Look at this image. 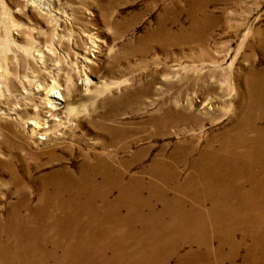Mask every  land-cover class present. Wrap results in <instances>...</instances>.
I'll return each instance as SVG.
<instances>
[{
    "label": "rangeland",
    "instance_id": "obj_1",
    "mask_svg": "<svg viewBox=\"0 0 264 264\" xmlns=\"http://www.w3.org/2000/svg\"><path fill=\"white\" fill-rule=\"evenodd\" d=\"M201 5L204 7L197 9ZM247 75L251 77L248 83ZM52 86L64 98L58 100L56 109L52 107ZM262 88L264 0H0L2 240L16 231L6 225L12 220L13 209L26 218L19 232L29 231L26 237L31 239L45 234L42 228L53 224L57 215H38L32 209L39 208L45 192L52 194L49 201L54 207L61 204L65 197L53 194L56 171L66 170L78 176L82 169L94 167L80 166L85 154L96 158L107 151L115 157L114 169L128 170L126 179L145 175L148 180L156 178L143 171L155 159L163 157L173 162V153L180 146H194L188 164L173 166L181 172L173 186L182 184L195 171L192 164L210 141L231 144L223 132L239 121L247 108H251L249 114L259 115L255 121L259 128L264 127V108L255 102L247 105L243 95L248 90L254 99L255 92ZM171 108L179 110L181 118L166 125L167 110ZM35 120L46 127L33 135L30 129ZM115 133L123 135L113 137ZM250 135H256V140L264 144V137L254 132ZM125 144L129 146L123 148ZM247 149L254 153L258 148L248 145ZM51 150L57 159L50 156ZM37 152H41L39 156ZM255 165L243 167L264 175V162ZM230 169L225 173L236 174ZM241 174L248 177L246 172ZM93 176L97 182L102 181L100 174ZM244 176L232 177L234 180L229 177L216 187L226 192L251 188ZM241 181L247 183L246 187L241 186ZM119 189L122 191L123 186ZM172 192L187 203L182 216L131 211L130 203L135 201L139 206L142 201L128 198L124 200L127 208L117 217H107L102 208L95 220L86 221L88 216L82 214L79 219L71 216L67 221L99 227L111 226L110 219L113 223L123 220L118 230L131 229L133 237L121 233L113 242L123 245L133 241L129 245L133 257L130 264H137L138 254L133 255V251L145 253L153 249L136 245L142 230L151 236L154 228L168 233L176 229L180 233L197 231L202 235L214 229L211 221L205 224L211 220L207 213H189L196 207L189 193ZM118 193V189L114 191L113 201ZM263 195L255 194L250 201L242 197L237 203L229 194L212 200L219 221L232 219L215 228L224 233L233 226L236 238L242 239L244 227L238 217L242 218L244 208L247 218L254 216L260 222L252 226L250 233L264 239V211L248 209L252 200L264 201ZM162 207L161 204L158 209ZM219 208H225L228 214L219 213ZM57 240L48 244L49 250L58 246ZM116 249L109 247V255ZM188 249L187 245L185 250ZM239 253L237 263L249 255L246 247ZM180 260L176 256L169 263L179 264ZM84 262L118 261L88 258Z\"/></svg>",
    "mask_w": 264,
    "mask_h": 264
},
{
    "label": "bare ground",
    "instance_id": "obj_2",
    "mask_svg": "<svg viewBox=\"0 0 264 264\" xmlns=\"http://www.w3.org/2000/svg\"><path fill=\"white\" fill-rule=\"evenodd\" d=\"M195 5L193 4V8H195ZM203 7L201 5L197 9ZM200 37L203 39V35ZM41 57L43 56L41 55ZM246 77V83H248L251 77H248V75ZM51 90H53L50 93L53 96L52 107L56 109L59 104L58 100L64 98L55 86H52ZM255 93L257 95L254 99L253 97H249L248 90L243 93L245 101L249 102L247 105L252 106V103L255 102L256 104L258 103L259 107L264 108V88ZM249 110L251 111L250 107L243 113L239 121H236L232 127L223 132V137H228L232 145H225L226 143H220V141L217 144L215 140L210 141L201 152L200 157L192 164L195 166V171L187 176L184 182L178 186L173 185L181 178V172L179 169L173 168V166L188 164L189 157L195 151L194 146H180L173 153V162L163 157L155 159L150 168L145 169L143 173H148L156 179L151 178L146 180L145 175L129 176L130 178L126 179L128 170L120 171L116 170V168L114 169L112 166H116L113 162V158L115 157L107 151L101 152L96 158H90L88 154H85V159L80 166L94 167L82 169L78 176L66 170L56 171V187L54 188V192H52L55 197L60 196L63 199L65 197L64 200L67 202H63L64 200L61 202L60 200L61 204L54 207L49 201L52 194L48 192L43 194L42 204L39 208H33L32 211L37 212L38 215L52 212V215L57 216L53 224L42 228L41 231L45 234L40 237L36 235V239L26 237L29 231L19 232L18 229L25 226L23 222L26 218L16 209L10 210L12 220L6 225L12 228V232L16 231L10 233V237L7 240H2V232L0 231V264H63V262L65 264H91L90 262H84L88 258L96 259L97 261L98 259L105 258L108 261H118L116 264H130V259L133 257L131 251H129V245L133 241L123 243V245L113 242V238L121 233H127L129 236L132 234L131 229H127V231L118 230L123 225V220L116 219L113 223L112 219H110L109 223L111 222V226L96 227L89 222L82 223V221H79L72 223L67 221V218L75 216L79 219L83 214L88 216V220L86 221L95 220V216L99 214L102 208L107 217H117L124 207L127 208V203L124 200L128 198L142 201L139 206L136 205L137 202L135 201L129 205L127 204L128 209L131 211L150 210L154 216H165L171 213L182 216L183 213L181 211L187 210V203L185 200L177 198L178 195L175 193L173 194L172 191L175 190L190 194L196 201V207L194 206V210L189 211V213H195V215L207 213L206 217L208 216L211 220L205 222V224L208 226L210 221L214 223L212 224V227H214L213 231L205 232V235H202L197 231L180 233L176 229L172 233H168L162 228H154L150 236L149 233H146L147 231L143 232L142 230L141 240L136 245L153 246V249L145 250V253L139 250H132L133 255L138 254L137 258H139V262L137 264H170L169 262L173 257L176 258V256L181 258L179 264H264V239L261 238V235L250 233L252 226H258L260 223L257 217L253 216V218L249 219L247 218L248 214H244L246 209L243 208L241 210V212H244L242 218L238 217V220L244 227V234L241 237L242 239L238 240L233 226L228 228L231 230L225 229L226 232L223 231L224 233L215 228L224 225L228 221L232 222V219L224 218L219 221L216 217L217 212L215 211V207L210 203L215 198L223 196V194H229L234 197L235 200L232 198L234 203H237L239 198L241 199L242 197L250 201L249 198L253 195L264 194V175L258 176L254 168L243 167L256 166L255 164L261 161L264 162V144L256 140V135V137L250 135V132H254L260 135L262 139L264 137V127L260 126L259 128L255 122L256 119H260L258 118L259 115L249 114ZM167 113L166 125L181 118L179 110L173 111L171 108L167 110ZM31 124H34V127L30 129L33 135L38 130L45 129L46 127L41 125L40 120H35ZM121 135L115 133L113 137ZM39 138L44 139L45 137L39 136ZM257 143L259 146L255 145ZM248 145L255 146L258 149L254 153H250L247 149ZM128 146L129 144H125L123 148ZM40 153L38 154L37 152L36 155L39 156ZM50 156L57 159L54 150L50 151ZM228 166L236 174L229 176V173H225L229 169ZM130 167L127 166V168ZM237 172H246L248 174V177L243 176L245 177L244 180L248 183L250 181L251 188L245 190L239 189L240 192H237L236 189L234 192H230L232 190L226 192L216 187L220 182L227 181L229 177L232 180L243 178L242 174H237ZM93 174H100L102 181L97 182ZM16 181L18 182L19 179ZM240 184L246 187L247 183L241 181ZM119 186H123L122 191L119 189ZM117 189L119 192L118 198L115 199L116 201H113L111 198ZM96 201L100 203L96 204ZM258 201L252 200L250 203L252 206L248 209L254 211L258 208L264 211V201ZM161 204L163 206L162 209H158ZM180 205L181 209L178 208ZM236 206L238 208L241 207L239 203ZM218 211L222 214H228V210L225 208L223 210L219 208ZM3 225L5 224H0V229H2ZM90 233L92 236L89 235ZM250 237L252 239H249ZM56 240L58 241V246L53 250H49L48 244ZM217 242L219 243L218 245H216ZM187 245L189 249L185 250ZM208 245H211V247ZM115 246L118 248L116 249V253L109 255V247L115 248ZM243 247L247 248L249 255L242 262L237 263L239 252ZM227 250L229 251L228 254ZM62 251V255L59 254Z\"/></svg>",
    "mask_w": 264,
    "mask_h": 264
}]
</instances>
